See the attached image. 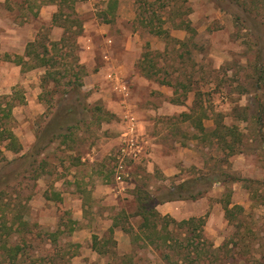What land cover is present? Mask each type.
Masks as SVG:
<instances>
[{"label":"rangeland","instance_id":"obj_1","mask_svg":"<svg viewBox=\"0 0 264 264\" xmlns=\"http://www.w3.org/2000/svg\"><path fill=\"white\" fill-rule=\"evenodd\" d=\"M86 1L76 3L78 19L82 24L93 21L101 25L102 18L97 15L104 7L102 0H91L88 9L81 7ZM120 1L122 14L132 9L141 17H152L154 25L159 22L156 14L162 15L160 24L175 39L150 33V27L136 16L129 21L117 15L107 35L112 39L109 46L112 57L132 67L128 78L140 74L169 83L165 86L171 94L164 97L160 92L154 94L152 88V93L148 92L151 83L147 81H142L138 91H133L139 107L166 109L159 119L158 115H141L145 120L158 122L140 129L143 142L146 140L145 152L151 150L149 139L158 142L154 146L155 156L142 153L128 163L127 188L121 193L101 198L92 196V186H119L114 179L113 163L121 126L114 114L100 126L79 123L70 132L64 131L67 137H58L49 144L44 142L37 157L29 156L22 162V153L31 152L35 135L51 116L43 114L47 104L35 96L40 90L35 89L34 79L28 80L35 69H22L20 73L17 65L4 67L0 60V95H7L10 77L12 80L21 75L24 80L13 92L15 106L9 121L23 145L22 151L14 154L0 144V264H120V261L187 264L177 262L179 252L170 242L155 246L151 242L152 228L141 231L137 227L139 217L130 215L137 214V189L159 192L163 187L197 176L207 177L204 180L207 182L211 178L223 182H214L210 188L208 183L199 185L197 189L208 188L201 197L174 200L173 213L168 215L176 220L201 217L203 237L215 247L227 242V259L232 264H264V64L258 65L257 57L261 49L260 57L264 61V10L250 13L241 8L238 1L242 0H140L144 6L131 0ZM243 1L247 5L252 2ZM58 2L0 0V56L22 55L25 41L36 35L57 40L54 36L60 37L61 30L45 15H40V11L42 6L52 3L57 11ZM142 9L146 11L142 13ZM70 11L67 5L63 6V13ZM180 20L185 23L176 28ZM257 21L260 25L253 29L252 22ZM172 31L178 32L177 35L173 36ZM129 34L140 45L136 52L133 46L128 51L123 43ZM92 40L96 46L93 52L87 53L79 47V58L86 72L97 70L103 62L101 47L105 37L95 34ZM146 43L149 44L148 67L143 74L137 64ZM83 56L88 59V65L83 63ZM260 70L262 77L258 78ZM103 89L109 90V86ZM82 91L84 97L80 104L76 102L78 106L74 110H80L84 102H100L111 111L102 96L98 98L99 94L92 89L82 87ZM107 92L108 96L118 97L115 91ZM64 105L67 103L62 102ZM259 112L263 120L257 122ZM85 114H78V119H84ZM215 119H222L225 125H235L241 131L242 152L229 155L227 148H221L210 137ZM199 122L205 131L198 129ZM89 153H93L92 158L87 156ZM237 177L247 181L233 180ZM228 198L230 206L240 205L244 209L243 212L234 209L230 220L223 208ZM118 213V226L111 232L109 227L114 221L111 223V218ZM235 214L238 216L232 218ZM18 215L21 221H27V230L25 225L18 224ZM69 219L76 222L69 223ZM20 227L19 232L16 229ZM133 233H138L136 242H131ZM183 247L180 246L182 251ZM9 249H13V257L6 254L5 250ZM125 254L129 257L122 259ZM169 254L170 259H166Z\"/></svg>","mask_w":264,"mask_h":264},{"label":"trees","instance_id":"obj_2","mask_svg":"<svg viewBox=\"0 0 264 264\" xmlns=\"http://www.w3.org/2000/svg\"><path fill=\"white\" fill-rule=\"evenodd\" d=\"M77 1L78 0H59L58 2V10L54 12L52 22L63 28V33L59 39L53 40L46 36L36 35L33 41L26 44L24 54H14L13 57L9 53H4L3 55L5 60H11L16 64H19L24 70H31L34 68H42L44 70L41 76L42 92L40 93L39 98L47 104V109L43 114L46 115L48 113V116L50 115L51 118L41 131L35 135V140L30 147L31 152L28 154L22 153V162L28 159L29 156L37 157L42 152L44 144H49L58 137H67L68 134L65 132H70L71 129L78 127L79 123L86 126L91 124L100 126L104 121L107 122L114 117V114L104 108L100 102H95L93 104L84 102L82 103V108L80 110H74V108L78 106L76 105V102L80 104L82 101L80 99H83L84 97L82 86L83 77L86 74L84 65L79 58L80 45L78 37L82 34L83 24L78 19V15L74 10V4ZM134 1L136 4L139 3V5L144 6L143 3H140V0ZM155 1L156 0H154V2ZM238 2L241 8H246L247 11H250V13L253 14L263 12L264 10V1L252 0L249 5L243 0ZM65 4L71 9L68 14L63 13V6H66ZM115 6L116 1L109 0L106 9L102 12L103 16H101V18L103 21L113 22L115 19ZM140 11L144 13L146 10L142 9ZM156 16L159 22L154 25L153 23L155 21L152 17L147 19V17H141L139 13H136V17L138 19L141 18L140 22L150 27V33L169 38L170 40H175L171 37L169 30L164 29L162 24H160L162 22L160 19H162L163 16H158L157 14ZM181 23H185V21L180 20L175 27L178 28ZM258 25H260L259 21L256 23L252 22L253 29H258ZM148 47L149 44L146 43V49L142 52L141 58L137 64L141 73H143L144 70H146V67H148L146 64V58L149 54ZM261 53H263V51L260 49L257 55L258 65L264 64L263 57H260ZM261 77L262 70L259 71L258 78ZM159 82L162 84H169L168 81L160 80ZM256 86H260L259 81ZM14 98L15 96L13 94L0 95V144L6 150L18 154L22 151L23 147L17 135L14 133L13 127L9 124V121L12 119V109L15 106ZM62 102H66L67 105L62 106ZM54 107L55 110H53ZM84 112H86L84 119H78L77 115L83 114ZM257 114V122L263 120L262 113L259 112ZM214 122V128L209 132L210 137L216 140L215 142L218 144H221V148H227L229 155L242 152L244 141L241 131H239L235 125H225L222 122V119H215ZM198 129L205 131V127L201 122L198 123ZM30 163L32 164L33 162ZM238 178L240 179V177H237L233 180H239ZM205 179H207V177ZM205 179L202 176H197L192 179H184L180 183L172 185L171 187H163L164 189L159 192L158 189L155 191L147 190V192L142 189H137L135 197V199L137 198V214L135 213L130 216L139 217L140 221L137 227L141 231L152 228L153 231L151 233L153 237L151 242L155 243V246L161 247L163 243L170 242V246L177 247L175 248V250L179 252L176 258L177 262H188L187 264H189V262H196L195 264H232V262L227 259L229 253L227 242L223 244V246L215 247L211 242L208 243L203 237L202 224L204 221H202L201 217L176 220L168 214L162 215L156 209V205L166 201L195 200L201 197L214 182H223L217 178H211L208 182L204 181ZM240 180L247 181L246 178ZM203 183H208V188L206 190L197 189V187L203 185ZM230 203L229 198L223 203L225 217L229 220L230 214H232L234 209L238 208L241 212L244 210L242 206H230ZM118 216L119 213L116 219H118ZM235 216L237 217L238 215L235 214L232 218ZM18 219V224L22 226L25 225L24 229L27 230V221H21L19 215ZM238 220L241 221V218ZM68 222L74 223L76 221L69 219ZM115 226H118V224L114 219L109 230L113 232ZM21 229L22 227L17 228L16 230L20 232ZM129 229L130 228L126 231ZM191 233L196 234L195 236L197 237H191ZM149 235L150 234H148V236ZM138 238V233H133L131 242L138 241ZM180 246H184L183 251L180 249ZM5 251L6 254L7 252L8 254H11L10 256H12V252H14L13 249ZM1 255H3V253H1ZM123 256L122 259L129 257L127 254ZM166 256V259H170L171 257L170 254ZM217 261L219 262L217 263ZM120 264H125V261H120Z\"/></svg>","mask_w":264,"mask_h":264},{"label":"crops","instance_id":"obj_3","mask_svg":"<svg viewBox=\"0 0 264 264\" xmlns=\"http://www.w3.org/2000/svg\"><path fill=\"white\" fill-rule=\"evenodd\" d=\"M115 1H116V6L114 9L115 17H117V15H118L121 18L127 19L129 21L134 20V16H136V12L134 13V11L132 9L128 8V9H126V12L122 14L121 10H119V9H121V4H122L121 1L120 0H115ZM102 2H103L104 7H103V9H100L97 16H99L100 14H101L100 16H103L102 12L106 9V6H107V3L109 2V0H102ZM131 2H135V1L131 0ZM76 3H75L76 7L74 9L78 11L79 8L77 7ZM82 3L83 4L81 5V7H83V5H84V7L86 6V8L88 9V6H90V4H91V0H87L86 5H85V2H82ZM55 11H56V4L52 3L50 5H44L41 8L40 15H43V16L45 15L46 17H44V18L52 21V16H53ZM101 23L102 24L100 25V24H98V22L94 23L93 21L84 22L82 34L78 37L79 45L81 44L80 48L86 50L87 53L89 51L93 52L94 49H96L94 41L92 40L93 35L99 34L102 37H105L103 47H101L102 59H103L102 65L99 66V68L97 70L93 69V71H90V72L87 71L86 72L85 76L83 77V86L82 87L92 89L95 94H99L98 98H100V96H102L101 99L106 104V106L111 110L110 112H112L113 114L118 116V118L120 120V126H121L120 127V135H119V143L121 142V134L125 130V127H126L125 118H128V117L134 118L137 136H139L142 139L144 136L141 137L140 129L142 127H146L147 124H155L158 122H156V120H152V121L149 119L145 120L141 117V115H143V114H151L152 115L153 114L155 117L158 115L157 119H159L160 118L159 114H163L166 109L162 106L152 107V108L139 107L138 103H136V101H135L136 97H134L133 91H138L142 81H147V82L151 83L148 92L152 93V91H153V90H151V88H152L155 90L154 94H157L155 92H160V93H162V97H164L165 95H170L171 94V93L169 94L170 89H168V87L165 86L167 84H162L159 81L147 79V78H145V76L140 75V74H134L133 77L128 78L127 74H130V72L132 71V67L127 65L125 62L124 63L118 62L117 59H114L112 57L111 52L109 50V46L112 44V39L107 35H109L108 34V32L110 30L109 25L112 22H105V21L101 20ZM58 27L61 30L60 31L61 32L60 37H61V35L63 33V28L61 26H58ZM55 29H57V28L55 27ZM177 33L178 32L172 31L173 36L177 35ZM170 35H171V33H170ZM60 37L54 36V38H56V39H59ZM33 40H34V38L27 41V42L25 41V43L22 47L24 51H25L26 44L30 41H33ZM137 41H138L137 38L135 36L132 37L131 34H129L125 39H123V43L125 44V47L127 49H129L128 51L131 50L132 46H133L135 52L137 51V49L139 50L140 45ZM0 60L3 61L2 64L4 67H16V65H17L18 66V72H20V70H22V67L19 64H16L15 62H13L11 60H5L1 56H0ZM87 60L88 59H85V56H83L82 61H84L83 63H85L86 65H88V63L86 62ZM130 65H132V64H130ZM34 69H35V71L28 75V76H32V78L28 79V80L30 82H33L32 79H34L35 89L40 90V91H37V93L35 95L38 98V96L42 92L41 76H42L44 70L42 71L41 70L42 68H34ZM28 80H26V81H28ZM21 82H24L21 75L16 76L15 79H12V80L10 77L9 81H8L9 86L7 87L8 89L6 90V94L12 95L14 90L16 89V87ZM105 85H107V87L109 86V90L111 92L115 91V93H117L118 99L113 98L111 96H108V95H110V93L107 92L109 90L103 89V87ZM110 85H112V87H110ZM121 85H125L126 89L125 90L122 89ZM102 92H105V93H102ZM158 95H159V93H158ZM135 96H136V94H135ZM148 142H149V145L151 147V150H149L148 152H145V150H146L144 148V146L146 145V140H145L143 142V149H145V150H143V153H144V155L146 154V156L153 157V156H155L154 146H157L158 142L157 141L155 142L152 139H149V141H147V143ZM21 145H22V143H21ZM22 147H23V145H22ZM88 155L91 158L93 157V153H89V154H87V156ZM82 159L85 160L84 157ZM164 172H166V170H164ZM93 177L94 176L92 175V177H91L92 180H93ZM118 185H119L118 187L113 186V185L111 186L109 184H98L96 186H92L93 187L92 196H94L96 198H101L102 196H105V197H110L113 195L115 196L117 193H121L124 188H127V182L118 183ZM173 204H174V200L166 201V202H163V203L156 205V209L162 215H166L168 213L171 214V213H173V210H174ZM167 206H169V207H167ZM159 207L161 209H159ZM170 208H171V210H170ZM113 219L116 220V216L111 218V223H112ZM115 228H117V226H115L113 228V232H114Z\"/></svg>","mask_w":264,"mask_h":264},{"label":"built area","instance_id":"obj_4","mask_svg":"<svg viewBox=\"0 0 264 264\" xmlns=\"http://www.w3.org/2000/svg\"><path fill=\"white\" fill-rule=\"evenodd\" d=\"M126 89L125 85H121ZM125 130L121 134V142L114 153V179L123 183L129 178V162L135 161L143 153V140L137 136L134 118H125Z\"/></svg>","mask_w":264,"mask_h":264}]
</instances>
